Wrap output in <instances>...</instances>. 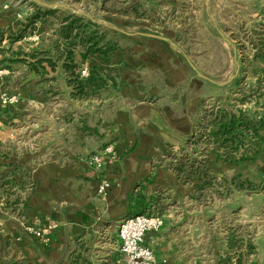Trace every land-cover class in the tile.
<instances>
[{"label": "crops", "instance_id": "crops-1", "mask_svg": "<svg viewBox=\"0 0 264 264\" xmlns=\"http://www.w3.org/2000/svg\"><path fill=\"white\" fill-rule=\"evenodd\" d=\"M148 1L187 2L115 0L118 11L103 15L133 19L129 8ZM39 8L31 0H0V67H11L0 78V96L18 98L15 104L0 102V264L70 263L75 256H80L77 264H127L118 245V224L151 208L165 219L160 231L145 238L155 264H264V53L243 67V74L235 55L230 56L219 79L199 61L187 60L185 67L168 51L174 45L170 40L154 44L157 38L140 34L129 36L149 40L106 57L71 45V37L60 33L62 23L41 17ZM35 15L37 29L27 30ZM21 31V39H9ZM34 34L40 35L38 41L31 39ZM23 43L34 56H11ZM69 52L74 70L97 68L99 86L78 93L67 69ZM32 64L37 78L23 84ZM78 77L85 81L90 75ZM243 82L263 92L252 113L238 96ZM205 101L215 108L213 119L232 106L256 120L255 133L245 126L236 129L241 151L256 146L252 158L225 159L228 154L217 150L221 136L212 133L223 124L214 123L207 146L186 153ZM106 147L118 158L107 155ZM94 154L103 157L102 169L92 165ZM104 181L108 187L101 190ZM42 229L49 232L36 233ZM93 247L109 250L96 259Z\"/></svg>", "mask_w": 264, "mask_h": 264}, {"label": "rangeland", "instance_id": "rangeland-1", "mask_svg": "<svg viewBox=\"0 0 264 264\" xmlns=\"http://www.w3.org/2000/svg\"><path fill=\"white\" fill-rule=\"evenodd\" d=\"M58 2L72 6L75 10L80 12L82 11L79 14L73 12L75 15L83 18L81 21L79 20L78 24H82L80 28L84 29L80 31V28H77L78 31L75 35L78 36L72 35L70 39L71 43L75 42V44L83 45L85 48H96L95 46H88V44L85 45L94 33V43L99 41L98 45L100 48L104 43H108V47H103L108 51L106 57L111 56L113 51L123 50L126 47L128 49L132 48L136 42L142 40V38L149 40V38L144 36H129L118 30L117 34H113L108 30L114 29L110 26H116L117 28L131 33L143 32L164 36L174 44H170L168 50L170 54H175L181 61L185 62V67H189L187 60L193 63L194 61H199L218 79L226 74V70L229 67L230 56L232 57L235 55V60L240 65L241 69L256 58L257 52L264 50V0H211L208 4L203 0H194L192 2L187 0V2H172L170 4L150 1L139 2L136 8H134V6L129 8V11L133 12V19H116L115 21L113 18H105L103 15V12H105L107 15L111 16V14L118 11L119 8L116 7L115 0H111L100 7L97 3L98 0H58ZM44 8L46 7L42 6V9ZM65 16L69 15L67 13H59L53 16L48 15V18L50 17V21L56 24L58 22L61 23V19ZM33 22L29 19L26 24V29L29 28L30 31L37 29V27L33 25ZM104 22H107L108 25ZM92 23L102 26H97ZM143 41H145V39H143ZM153 41L150 42L161 44L160 39H154ZM36 47L38 48V45H36ZM19 48L13 51L11 56H14L16 53L18 54V58L20 55L23 54L26 56L28 53L34 56V52L31 51L32 49H30V46L24 45L23 43L22 47ZM39 48L42 49L41 46ZM55 48L58 49V45ZM21 49L24 50L25 54L21 52ZM28 49L29 51H26ZM204 49H208L209 52H204ZM130 52L131 51L126 52L125 57L128 58ZM161 52L166 53L165 50ZM199 55H201L202 58H199ZM9 67L8 64H4L0 67V71L6 70ZM4 74L5 73L0 74V78H3ZM74 74L78 75L76 70H74ZM241 74H243V72H241ZM242 86L240 95L238 96L244 100L245 104L247 103L246 107L244 106L245 109L252 113L256 108H259L258 100L261 98L263 92L260 91L261 88L248 83H244ZM261 86L264 87V80H262ZM2 99L3 95L0 96V102ZM236 101L233 103L236 104L238 102ZM220 103L221 106L226 105L223 100H221ZM214 109L215 108H212L210 103L206 101L202 104L201 111L198 114L200 116L195 120L197 129L190 139V145L188 147L190 150L186 152L189 156L196 152L195 148L199 149L200 147L207 146L205 143L207 144L210 138L208 127L213 120L211 114L214 113ZM204 149L207 150L208 147H204ZM204 149H201V153L203 154ZM171 154H173V152L169 151L168 156L172 157ZM162 193L164 192H161V194ZM150 211L159 213L157 209L155 210L153 208H151L149 212ZM98 246H101V244ZM107 250L109 249L93 247L91 256L96 259L97 256H105L106 252H108Z\"/></svg>", "mask_w": 264, "mask_h": 264}, {"label": "trees", "instance_id": "trees-1", "mask_svg": "<svg viewBox=\"0 0 264 264\" xmlns=\"http://www.w3.org/2000/svg\"><path fill=\"white\" fill-rule=\"evenodd\" d=\"M39 10H41L42 15H40L41 17H47L48 15L53 16L59 13H68L69 16H65L63 19H61V23L62 25L60 26V33L66 37V38H70L73 35V31L76 28H80L82 26V24H78L79 20L81 21L83 18L80 16H77L75 14H71L68 11H63L60 9H48V8H39ZM39 15H35L33 16L30 20L31 22L35 21L36 18H38ZM64 23V24H63ZM94 25L97 26H102L100 24H96V23H92ZM104 27V26H103ZM106 29H108L107 27H104ZM110 32H112L113 34H117L118 31L116 29H108ZM23 31L19 32L18 34H14V33H10L9 34V39L11 41H16L19 40L23 37ZM78 36V35H75ZM94 33L91 36V38L85 43L88 44V46H95L96 48H90L88 47V49L90 51L93 52H100L103 55L106 56V54L108 53V51H106L103 47H108V43L106 42V44L104 43L102 45V47L100 48L99 41L94 43ZM71 45H77L75 44V42L70 43ZM109 49V48H108ZM264 53V50H260L259 52H257L256 56H260ZM85 55L83 54V57ZM67 59H71L72 64L71 65H67V69L72 70L71 74L73 76V81L74 84L76 85V88L78 89V93H84V89L85 88H90L92 86L97 87L99 86V79H97L96 77H101L102 74H100V72L97 70V68H94L91 73L89 72L90 77L85 80V81H80L78 75L74 74V68L76 67L74 61H73V55L72 52H69L67 55ZM31 68L33 70L38 71V68L36 65L32 64ZM243 68L240 69V72H242ZM239 72V73H240ZM236 83L239 82L238 80L236 81ZM91 89V88H90ZM255 122L256 120L254 119H250L249 117H245L242 113V111L240 109H234L232 106H227L225 108L224 111H222L221 116L215 117L211 123L214 124H220L222 125V129L218 130L216 132H212L215 136L219 135L220 137V143L219 146L217 147L218 151L223 149V151L225 153H227L228 155H225V159L227 160H231V161H238L240 159H249L252 158L254 156V152H256V146H248L246 148H244L242 151V140H241V135L236 133V129L242 126H245L247 129L249 130V134L250 131L252 133L256 132V126H255ZM192 136V135H191ZM220 152V151H219ZM224 157V155H223ZM180 166L183 167V164L180 163ZM180 169V168H179ZM80 259V256H75L73 258V260L70 263H67L66 261H63L61 263H57V264H77L78 260ZM12 264H23L22 262H16V263H12ZM88 264H93L92 262H89Z\"/></svg>", "mask_w": 264, "mask_h": 264}, {"label": "built area", "instance_id": "built-area-1", "mask_svg": "<svg viewBox=\"0 0 264 264\" xmlns=\"http://www.w3.org/2000/svg\"><path fill=\"white\" fill-rule=\"evenodd\" d=\"M31 39L38 41L40 35L34 34ZM1 70L0 74L8 72ZM80 77L89 76V68L81 67L75 69ZM18 98L14 94H3L1 105L15 104ZM104 152L110 155L111 158L117 159L118 152L111 147H106ZM91 163L97 169H102L105 161L100 154H94L91 158ZM108 187V182L104 181L101 185V190ZM165 219L160 213L147 211L141 213H133L125 216L118 224V245L120 251L125 255L127 264H155V255L152 249L145 244V238L148 233L158 232L162 229ZM49 229H42L37 234H47Z\"/></svg>", "mask_w": 264, "mask_h": 264}, {"label": "water", "instance_id": "water-1", "mask_svg": "<svg viewBox=\"0 0 264 264\" xmlns=\"http://www.w3.org/2000/svg\"><path fill=\"white\" fill-rule=\"evenodd\" d=\"M35 3H37L38 5H41V6H44L46 8H52V9H55V8H62V9H66V10H70L74 13H81L80 11L78 10H75L72 6H69V5H66V4H63V3H60V2H54V3H48V2H45V1H42V0H31ZM208 4V2H206ZM114 29H117L121 32H123L124 34L126 35H135V34H140V35H144V36H147V37H151V38H157V39H162V40H169L168 38L164 37V36H161V35H158V34H152V33H129V32H126L124 30H121V29H118L116 27H113ZM37 78V72L35 70L32 71V73L30 74V76H28L23 84H27L31 81H34L36 80Z\"/></svg>", "mask_w": 264, "mask_h": 264}]
</instances>
